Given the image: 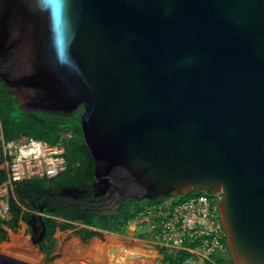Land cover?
Here are the masks:
<instances>
[{"label":"water","instance_id":"obj_1","mask_svg":"<svg viewBox=\"0 0 264 264\" xmlns=\"http://www.w3.org/2000/svg\"><path fill=\"white\" fill-rule=\"evenodd\" d=\"M0 81L83 107L98 206L221 192L234 264H264V0H0Z\"/></svg>","mask_w":264,"mask_h":264},{"label":"trees","instance_id":"obj_2","mask_svg":"<svg viewBox=\"0 0 264 264\" xmlns=\"http://www.w3.org/2000/svg\"><path fill=\"white\" fill-rule=\"evenodd\" d=\"M83 107L79 106L69 115L44 110L25 111L15 96L0 81V122L3 137L6 141H23L30 138L56 143L60 139L65 148L66 169L54 177H33L14 182L9 194V213L7 218L0 217V242L8 240L6 227L15 230L20 221L30 224L32 212H41V237L38 247L44 254V262L53 261L58 254L55 252L57 230L75 229V234L83 242L93 237L102 238L103 230L124 232L127 224L133 219L142 204L162 201L167 198L183 199L181 195H165L157 199L135 198L122 199L113 209L104 210L95 207L104 196H95L91 190L86 195L87 205L82 202L68 200L62 193L69 188L91 186L94 181V158L85 143L81 115ZM2 145L0 142V160ZM6 179V172L0 169V183ZM91 189V188H90ZM201 192L194 190L188 194ZM163 256L162 264H179V253L157 248ZM228 264H234L228 250Z\"/></svg>","mask_w":264,"mask_h":264},{"label":"built area","instance_id":"obj_3","mask_svg":"<svg viewBox=\"0 0 264 264\" xmlns=\"http://www.w3.org/2000/svg\"><path fill=\"white\" fill-rule=\"evenodd\" d=\"M0 142V169L6 172L0 183V217L7 218L14 182L54 177L66 169L67 162L61 139L53 144L36 138L6 141L0 122ZM222 197L221 192L201 190L183 199L142 204L126 230L148 236L157 248L179 253V264H228L226 229L220 218Z\"/></svg>","mask_w":264,"mask_h":264},{"label":"rangeland","instance_id":"obj_4","mask_svg":"<svg viewBox=\"0 0 264 264\" xmlns=\"http://www.w3.org/2000/svg\"><path fill=\"white\" fill-rule=\"evenodd\" d=\"M3 169V167L1 168ZM185 198V195H181ZM62 197L68 200L86 202V195L80 190H67L62 193ZM104 210L115 207L114 203L105 206H98ZM33 219L30 224L20 221L19 226L12 230L8 227V240L0 242V254L11 256L32 264H98V259L102 258V264H113L110 259V252H118V246H123L132 251L142 250L147 253V257L131 258L134 264H156L153 256L160 254L151 238L138 236L130 229L124 232H114L103 230V237H93L88 242H83L75 234V229L57 230L55 252L58 256L51 262H44V254L38 247L40 238V216L41 212H32ZM98 248H101L99 251ZM161 255V254H160Z\"/></svg>","mask_w":264,"mask_h":264},{"label":"bare ground","instance_id":"obj_5","mask_svg":"<svg viewBox=\"0 0 264 264\" xmlns=\"http://www.w3.org/2000/svg\"><path fill=\"white\" fill-rule=\"evenodd\" d=\"M119 250L116 253H113L112 251L109 253L110 255V259L112 261L113 264H134V261L131 260V258H135V257H147V253L145 251L142 250H135L132 251L130 249H126L123 246H118ZM98 250L100 251L101 248H98ZM98 264H102L103 263V259L100 258L98 259Z\"/></svg>","mask_w":264,"mask_h":264},{"label":"flooded vegetation","instance_id":"obj_6","mask_svg":"<svg viewBox=\"0 0 264 264\" xmlns=\"http://www.w3.org/2000/svg\"><path fill=\"white\" fill-rule=\"evenodd\" d=\"M69 189H73V188H69ZM77 190H80V191H82L85 195H90V193H91V189H90V187H87V186H85V187H83V188H80V189H77Z\"/></svg>","mask_w":264,"mask_h":264}]
</instances>
